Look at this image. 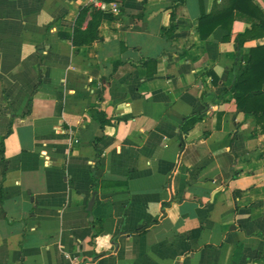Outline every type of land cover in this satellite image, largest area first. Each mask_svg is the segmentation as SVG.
I'll use <instances>...</instances> for the list:
<instances>
[{
    "label": "crops",
    "instance_id": "0c3cea01",
    "mask_svg": "<svg viewBox=\"0 0 264 264\" xmlns=\"http://www.w3.org/2000/svg\"><path fill=\"white\" fill-rule=\"evenodd\" d=\"M222 2L123 0L74 46L86 0H0V264H264V115L233 91L264 37L203 39Z\"/></svg>",
    "mask_w": 264,
    "mask_h": 264
},
{
    "label": "trees",
    "instance_id": "16d2710c",
    "mask_svg": "<svg viewBox=\"0 0 264 264\" xmlns=\"http://www.w3.org/2000/svg\"><path fill=\"white\" fill-rule=\"evenodd\" d=\"M117 1L123 2V0ZM236 13L247 17L251 21V27L239 33L236 37V48L238 50L245 41L264 37V12L254 3V0H223L222 4L216 5L213 11L206 13L203 10L199 18L197 31L203 39H207L218 25L230 28L229 24L234 20ZM88 15L91 16L88 24L85 28H82ZM107 17H111V15L85 4L79 11L74 30L72 32H60V37L71 39L74 46L91 44L102 39L98 28L102 20ZM244 59L245 64L242 67L241 74L235 78L233 83V91L238 107L247 115H258L259 117L264 115V45L251 48L244 55ZM151 60L156 63L155 59ZM119 63L115 62L114 66L117 67ZM39 84L36 85V88ZM98 116L101 126L104 127L108 122L106 115L99 111ZM195 119V117L188 118L184 127L189 126ZM9 132L10 130H8ZM98 140L97 138L96 141ZM94 144L97 146L96 142ZM0 156L6 163L3 140L1 141Z\"/></svg>",
    "mask_w": 264,
    "mask_h": 264
},
{
    "label": "built area",
    "instance_id": "2783aa9c",
    "mask_svg": "<svg viewBox=\"0 0 264 264\" xmlns=\"http://www.w3.org/2000/svg\"><path fill=\"white\" fill-rule=\"evenodd\" d=\"M86 4L91 5L97 10L113 15L120 14L121 4L117 0H86Z\"/></svg>",
    "mask_w": 264,
    "mask_h": 264
},
{
    "label": "rangeland",
    "instance_id": "374dc122",
    "mask_svg": "<svg viewBox=\"0 0 264 264\" xmlns=\"http://www.w3.org/2000/svg\"><path fill=\"white\" fill-rule=\"evenodd\" d=\"M66 2H67V0H65V3H66ZM85 4H86V3H85ZM80 9H81V8H80ZM90 17H91V16H90V15H88V16L86 17L85 21H86V20H88V21H89ZM85 21L83 22V24L85 23Z\"/></svg>",
    "mask_w": 264,
    "mask_h": 264
}]
</instances>
